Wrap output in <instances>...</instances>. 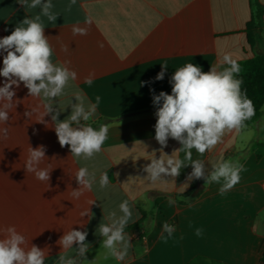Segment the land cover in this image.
I'll return each instance as SVG.
<instances>
[{
	"label": "crops",
	"instance_id": "obj_1",
	"mask_svg": "<svg viewBox=\"0 0 264 264\" xmlns=\"http://www.w3.org/2000/svg\"><path fill=\"white\" fill-rule=\"evenodd\" d=\"M52 3L59 16L56 22L42 17L44 35L53 47L51 59L76 71L77 79L70 80L55 98L43 93L30 96L23 83L13 86L12 107L5 109L9 120L0 125L10 129L7 139H0V226L14 225L25 236L26 248L35 245L45 252V264H59L60 255L76 264H186L196 256L216 264H264L260 261L264 256V150L254 149L264 143V105L256 121L226 130L203 155L191 150L193 160L203 161L206 175L225 160L243 165L240 181L231 190L220 193L223 180L207 185L204 178L189 181L190 161H185L178 176L155 183L146 179L144 171L150 159L161 156L154 128L158 106L153 105L150 89L156 95L171 94L174 71L187 63L207 72L225 54L239 62L264 53V0H76L70 11V0ZM256 5L261 14L249 35L246 26ZM39 12V7L27 9L18 0H0V38L10 35L26 16ZM89 18L90 26L85 23ZM73 26L87 28V35H73ZM4 54L0 53V69ZM161 64L168 68L164 79L157 81ZM224 67L228 65L220 70ZM89 74H93L91 85L84 82ZM4 81L0 76V87ZM78 92L85 97L86 109L100 97L95 115L81 120V126L94 127L101 120L110 125L101 152L90 159L73 156L69 146H60L55 133L56 123L66 120L79 103ZM5 103L0 101V109ZM48 104L51 113H46ZM40 145L46 148L45 158L36 167H50L47 182L25 168L29 147ZM182 147L169 138L163 153L184 160ZM81 167L95 173V182L77 199L72 191L82 188L76 180ZM104 172L109 184L101 189ZM192 184L191 200L177 196ZM170 198L174 204H169ZM124 200L132 211L125 233L132 239L128 255L118 261L102 246L104 237L98 229L112 222L111 212H116L115 218L122 215L119 204ZM87 209L89 215L82 216ZM165 223L174 226L171 237L163 232ZM72 230L88 232L84 256L79 255L78 245L65 250L59 243ZM162 234L168 238L162 240Z\"/></svg>",
	"mask_w": 264,
	"mask_h": 264
},
{
	"label": "clouds",
	"instance_id": "obj_2",
	"mask_svg": "<svg viewBox=\"0 0 264 264\" xmlns=\"http://www.w3.org/2000/svg\"><path fill=\"white\" fill-rule=\"evenodd\" d=\"M18 2L27 9L39 7L40 12L31 18L26 16L10 35L0 38V53H5L3 67L0 69V76L5 78L3 86L0 87V101L8 102L0 109V125L8 123L9 115L5 109L12 107L11 102L15 96L13 86L19 88L23 83L30 96L39 97L43 93L46 98H55L62 94L70 80L77 79L76 71L64 65L54 64L51 59L53 47L44 35L45 24L42 17L52 23L59 17L52 11L54 7L52 0ZM75 4L76 0H70L67 10L70 11ZM85 23L90 26L92 20L86 19ZM72 32L73 35H87L88 29L73 26ZM62 50L67 51V46H63ZM67 63L70 62L66 61L65 64ZM221 65L228 67L220 70ZM167 68V64H161V71L155 80H163ZM240 70L237 61L229 54H225L222 60L210 66L207 72L193 63H187L175 70L170 81L171 94L161 91L156 95L155 90L150 89L153 93V105L158 106L154 128L155 140L161 145V156L150 159V163L144 166L148 181L155 183L163 180L165 176L176 177L185 166V161H190L192 171L188 176L189 181L204 178L207 185L223 180L221 194L239 183L240 172L244 169L238 161L219 162L213 165L211 173L206 175L203 161L193 160L191 150L195 149L203 155L221 141L226 130L243 127L244 122L255 115L253 102L241 90L242 80L235 78ZM92 76L93 74H89L84 82L91 85ZM76 99L79 103L73 106V111L66 120L56 123L55 133L60 146H69L73 156L90 159L94 154L101 152L110 125L103 124L98 130L91 125L81 126V120L88 121L95 115L100 97L95 98V103H89L87 109L84 104L85 97L81 93L76 94ZM45 108L46 113L53 111L50 104ZM25 115L30 116L31 113L26 112ZM58 115L59 113L52 115V120L57 121ZM73 123L78 126L73 127ZM9 130V127L0 126V139H7ZM169 138L183 146L180 151H185L184 160L163 153ZM45 152L46 148L43 145L34 149L29 147L25 168L27 172L34 173L38 180L47 182L50 179V167L39 170L36 167L44 160ZM76 180L82 188L72 191V195L78 199L84 189L91 190L95 182V173H90L87 167H81L76 172ZM108 184L109 175L108 172H104L100 176L99 186L104 189ZM92 203L95 202H90ZM174 203L175 201L170 198L169 204ZM119 210L122 215L115 218L116 212H111L112 222L100 224L98 231L104 237L102 246L116 260L123 261L128 255L132 239L125 233V228L132 218L129 201L121 202ZM81 215H89V209L83 211ZM162 227L163 232L171 237L175 230L174 226L165 223ZM196 235H201V229L196 230ZM87 236V231L72 230L61 237L59 243L65 250L72 248L74 244L78 245L79 255L84 256L89 248L85 244ZM168 237L161 235L162 240ZM25 244V236L18 232L14 225L0 226V264H45V252L35 245L26 248ZM59 264L76 262L73 259H66L65 255H60Z\"/></svg>",
	"mask_w": 264,
	"mask_h": 264
},
{
	"label": "trees",
	"instance_id": "obj_3",
	"mask_svg": "<svg viewBox=\"0 0 264 264\" xmlns=\"http://www.w3.org/2000/svg\"><path fill=\"white\" fill-rule=\"evenodd\" d=\"M261 11L260 7L256 5L254 14L251 20L246 26V31L250 35L258 25V19L260 17ZM240 65V72L235 78L242 80L241 90L246 93L247 97L253 102L255 115L244 122V126L251 125L259 117L262 105H264V53L255 54L250 58L241 60L237 62ZM105 123V120L94 126L97 128ZM261 148L264 150V143H258L254 146V149ZM260 153H257L259 156ZM194 185L192 184L190 188L181 193L177 194L178 197H184L191 200L195 195L193 194ZM260 261L264 263V256L260 258ZM186 264H216L212 261H206L201 256H196L189 260Z\"/></svg>",
	"mask_w": 264,
	"mask_h": 264
},
{
	"label": "water",
	"instance_id": "obj_4",
	"mask_svg": "<svg viewBox=\"0 0 264 264\" xmlns=\"http://www.w3.org/2000/svg\"><path fill=\"white\" fill-rule=\"evenodd\" d=\"M78 126V125H77ZM76 125L74 127H77Z\"/></svg>",
	"mask_w": 264,
	"mask_h": 264
}]
</instances>
